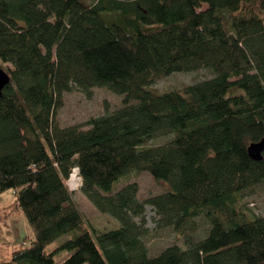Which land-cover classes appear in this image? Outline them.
Wrapping results in <instances>:
<instances>
[{"label":"trees","instance_id":"obj_1","mask_svg":"<svg viewBox=\"0 0 264 264\" xmlns=\"http://www.w3.org/2000/svg\"><path fill=\"white\" fill-rule=\"evenodd\" d=\"M5 64L0 192L15 190L34 239L0 264H264V216L243 203L264 185V150L261 160L250 154L264 141V0H0ZM202 68L213 75L151 87ZM94 87L123 95V105L87 129L62 126L64 93ZM162 136L171 138L148 145ZM76 167L118 228L86 223L68 184ZM134 170L168 189L141 200L138 182L118 187ZM147 205L185 247L150 256Z\"/></svg>","mask_w":264,"mask_h":264},{"label":"rangeland","instance_id":"obj_2","mask_svg":"<svg viewBox=\"0 0 264 264\" xmlns=\"http://www.w3.org/2000/svg\"><path fill=\"white\" fill-rule=\"evenodd\" d=\"M10 64V63H9ZM5 69L10 66L4 65ZM211 70L202 68L189 72H174L169 76L159 78L152 84V88L159 92L182 89L184 86L211 77ZM63 106L58 111V120L62 126L79 125L83 129L90 126L88 120L114 111L123 105V95L117 94L107 87H94L91 92L73 89L64 93ZM171 136L157 137L148 145L167 143ZM80 176V173H79ZM129 182H138L140 186L139 197L146 200L152 195L160 194L168 189L166 181L155 179L147 171H132L122 178L118 184L121 187ZM81 185L74 191V200L81 211L86 223L96 233L115 229L120 226L119 221L108 213L100 211L89 197L83 192ZM70 187V186H69ZM71 189V188H70ZM243 203L258 216H264V185L257 186L243 194ZM147 226L150 232L145 237L150 256H156L166 247L179 244L185 247L184 239L172 228H159L155 222L156 212L152 206L146 207ZM205 225L201 229L204 231ZM202 234H197L200 237ZM68 234L55 240L48 246L52 251L60 246ZM34 239V230L21 208L16 206V193L14 189L0 192V258L11 257L12 252L23 246L24 241L29 245ZM70 254L69 251H60L55 259L62 262Z\"/></svg>","mask_w":264,"mask_h":264},{"label":"water","instance_id":"obj_3","mask_svg":"<svg viewBox=\"0 0 264 264\" xmlns=\"http://www.w3.org/2000/svg\"><path fill=\"white\" fill-rule=\"evenodd\" d=\"M11 81V76L7 70L0 66V94L3 88ZM264 141L253 144L250 147V154L253 158L261 160L263 158Z\"/></svg>","mask_w":264,"mask_h":264},{"label":"built area","instance_id":"obj_4","mask_svg":"<svg viewBox=\"0 0 264 264\" xmlns=\"http://www.w3.org/2000/svg\"><path fill=\"white\" fill-rule=\"evenodd\" d=\"M76 168H78V167H76ZM68 184H69L71 190H77L81 185H83V179L79 175L77 177H75V179H73L72 174H71V177L68 180Z\"/></svg>","mask_w":264,"mask_h":264},{"label":"bare ground","instance_id":"obj_5","mask_svg":"<svg viewBox=\"0 0 264 264\" xmlns=\"http://www.w3.org/2000/svg\"><path fill=\"white\" fill-rule=\"evenodd\" d=\"M79 175V169L75 168L72 172V178L75 179V177H77Z\"/></svg>","mask_w":264,"mask_h":264}]
</instances>
